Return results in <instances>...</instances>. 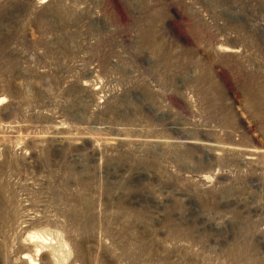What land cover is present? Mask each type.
<instances>
[{
  "label": "rangeland",
  "instance_id": "1",
  "mask_svg": "<svg viewBox=\"0 0 264 264\" xmlns=\"http://www.w3.org/2000/svg\"><path fill=\"white\" fill-rule=\"evenodd\" d=\"M264 264V0H0V264Z\"/></svg>",
  "mask_w": 264,
  "mask_h": 264
},
{
  "label": "bare ground",
  "instance_id": "2",
  "mask_svg": "<svg viewBox=\"0 0 264 264\" xmlns=\"http://www.w3.org/2000/svg\"><path fill=\"white\" fill-rule=\"evenodd\" d=\"M31 262H32L33 264L35 263V261H34V260H32V259H31Z\"/></svg>",
  "mask_w": 264,
  "mask_h": 264
}]
</instances>
